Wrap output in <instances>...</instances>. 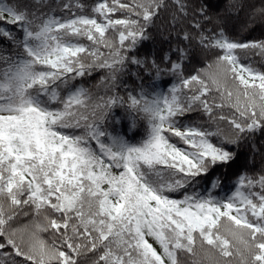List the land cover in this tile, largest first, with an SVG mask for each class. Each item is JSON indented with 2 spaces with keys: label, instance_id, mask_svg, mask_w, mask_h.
I'll list each match as a JSON object with an SVG mask.
<instances>
[{
  "label": "snow or ice",
  "instance_id": "snow-or-ice-1",
  "mask_svg": "<svg viewBox=\"0 0 264 264\" xmlns=\"http://www.w3.org/2000/svg\"><path fill=\"white\" fill-rule=\"evenodd\" d=\"M0 264H264V0H0Z\"/></svg>",
  "mask_w": 264,
  "mask_h": 264
},
{
  "label": "trees",
  "instance_id": "trees-1",
  "mask_svg": "<svg viewBox=\"0 0 264 264\" xmlns=\"http://www.w3.org/2000/svg\"><path fill=\"white\" fill-rule=\"evenodd\" d=\"M93 2H94V0H87V3H89V4H91ZM226 191H227V189H226Z\"/></svg>",
  "mask_w": 264,
  "mask_h": 264
}]
</instances>
